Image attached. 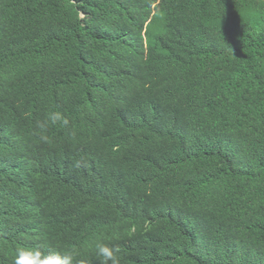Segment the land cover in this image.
Wrapping results in <instances>:
<instances>
[{
  "label": "trees",
  "instance_id": "16d2710c",
  "mask_svg": "<svg viewBox=\"0 0 264 264\" xmlns=\"http://www.w3.org/2000/svg\"><path fill=\"white\" fill-rule=\"evenodd\" d=\"M98 241L264 264V0H0V264Z\"/></svg>",
  "mask_w": 264,
  "mask_h": 264
},
{
  "label": "clouds",
  "instance_id": "9594fccd",
  "mask_svg": "<svg viewBox=\"0 0 264 264\" xmlns=\"http://www.w3.org/2000/svg\"><path fill=\"white\" fill-rule=\"evenodd\" d=\"M69 124L70 120L63 113L47 111L42 121L37 125L40 140L44 143L49 142L45 133L50 126L60 125L67 128ZM94 252L99 264H120L119 253L121 249L118 246L98 241L95 243ZM76 256L77 251L75 249L56 252L21 246L16 249L13 264H74Z\"/></svg>",
  "mask_w": 264,
  "mask_h": 264
}]
</instances>
